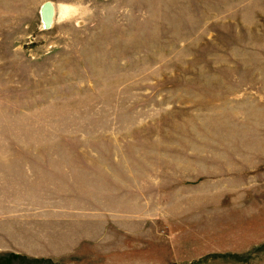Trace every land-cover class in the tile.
<instances>
[{
    "label": "rangeland",
    "instance_id": "1",
    "mask_svg": "<svg viewBox=\"0 0 264 264\" xmlns=\"http://www.w3.org/2000/svg\"><path fill=\"white\" fill-rule=\"evenodd\" d=\"M0 264H264V0H0Z\"/></svg>",
    "mask_w": 264,
    "mask_h": 264
},
{
    "label": "water",
    "instance_id": "2",
    "mask_svg": "<svg viewBox=\"0 0 264 264\" xmlns=\"http://www.w3.org/2000/svg\"><path fill=\"white\" fill-rule=\"evenodd\" d=\"M51 6L50 1H45L42 6H41V19L44 25H49L50 24V14H51V9L49 10L47 7ZM52 20V19H51Z\"/></svg>",
    "mask_w": 264,
    "mask_h": 264
},
{
    "label": "bare ground",
    "instance_id": "3",
    "mask_svg": "<svg viewBox=\"0 0 264 264\" xmlns=\"http://www.w3.org/2000/svg\"><path fill=\"white\" fill-rule=\"evenodd\" d=\"M51 3V2H50ZM51 6L53 7V9H54V5L51 3ZM49 10H50V6L49 7H47ZM52 9V10H53ZM50 18V17H49Z\"/></svg>",
    "mask_w": 264,
    "mask_h": 264
}]
</instances>
